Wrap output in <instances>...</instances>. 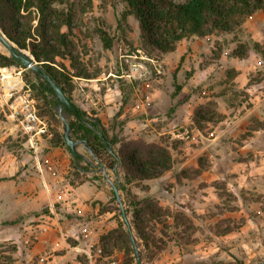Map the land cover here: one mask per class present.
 <instances>
[{"label": "rangeland", "instance_id": "1", "mask_svg": "<svg viewBox=\"0 0 264 264\" xmlns=\"http://www.w3.org/2000/svg\"><path fill=\"white\" fill-rule=\"evenodd\" d=\"M68 1L76 8L75 17L71 31L68 33L65 27L61 31L69 34V39L73 43V55L79 58L89 75H94V79L90 83L83 82V84H79L73 79L74 90L71 97L73 102L83 109L90 118H98L103 126L110 131V134H117L119 138L125 141L141 139L146 143L160 144L167 147L172 157V169L167 173L166 177L162 178V188L154 186L149 191L148 188H142L144 187V182L140 184L132 182L128 186L131 193L139 199L148 198L154 200L167 212L160 220H154L146 227L147 248L132 227L129 198L124 192L118 191L122 208L126 213L138 250L140 264H263L264 193L260 194L261 198L258 201L261 214L251 216L252 223H250V226L244 225L243 218L234 216L232 219L231 216H228L230 215L228 212L235 208L231 204L232 196L222 189L220 198H222L224 205L213 207L210 204L208 212L200 217H197L195 213L181 210L180 206L176 207L166 204V202H170V196L166 192H171L172 181L178 180V175L185 173L187 179H191L195 174L190 169H198L200 166H203L204 169L205 167L201 159L200 161L198 159V168H181L182 164L192 157L184 155L185 150L195 146L196 143L192 142V144L188 145V140L174 139L171 137V133L182 132L185 128L188 130L198 128L194 123L190 125L184 124L183 117L187 115V108L180 109L181 112L177 117L172 115L174 108L168 106V98H175L173 95L177 86L176 79L179 80V78L177 74H172V76L169 73L165 74L162 55H148L142 50L138 25L134 17L128 16L127 26H121V28L117 26V20L125 10L123 0H92V5L89 8L82 7L84 5L82 0ZM99 31L105 32L111 39L110 50L103 49ZM261 35L264 36V32H261ZM207 36H210L208 39L211 46H209L210 53L207 52L208 54L206 55L201 52L200 58L202 59L198 63L196 60L190 63L189 69L185 71V74H182V85H187L188 83L194 85L190 92H187V96L184 99L194 98V101H196V97H205L210 90L215 88L217 92L211 93V96L214 94L216 96L228 95L229 102L231 100L243 102V107L235 109L238 110L236 112L245 111L246 108L251 107L249 106L251 103L248 101L249 96L243 90L234 91V88H232L235 85L232 82L234 70L229 65L236 59L232 52L237 47L243 46L247 50L254 41L250 39L249 35L244 33L241 27L234 33H213ZM0 52L6 53L1 44ZM25 52L30 55L28 51ZM250 52L252 51L247 50L244 57L237 60L238 63H241L242 59L243 65H247L250 62L255 65V69L246 75L247 82H245V85H264V65H256L255 62L259 56L255 53L257 56L255 57L253 53L254 55L250 59ZM220 57L222 62L219 63ZM57 60L62 62L68 69L70 68L68 59L62 60L58 58ZM149 60L157 63L156 67L159 72H156ZM130 62L145 65L150 72V76L144 80H128L122 77L128 73V63ZM216 62L217 68L215 66V74L213 76L212 74L211 76H199L198 69ZM221 65H226L225 69L224 66L220 69ZM21 78L24 81L23 70L21 71ZM24 83L26 82L24 81ZM179 99L181 98H175L174 100L178 102ZM154 104L158 106H154ZM108 105L111 108H108ZM200 105H203V103L189 109V111L191 110V118H193L195 109ZM262 111L264 115V108ZM56 112L57 114L60 113L65 120L70 119L68 115L64 114L63 108L60 110V106H58ZM175 118H179L181 122L172 126L171 124L173 123L171 122ZM43 119L48 123L46 118ZM212 126L214 125L206 124L203 130H198L206 133ZM254 126V122L249 125L250 128ZM48 127L52 137L49 123ZM60 130L62 131L61 122ZM157 130H159L160 135L156 134ZM49 139L44 138V147L48 145ZM25 141L21 134L15 135L5 142L4 150L19 154L26 149L22 145ZM38 144H40V141ZM75 150L83 156L85 161L92 162V167H89L90 170L83 174V177L88 179L86 182H94L106 191L107 200L104 205H100L99 210L101 212L102 209H108L106 211L111 213L110 218H107L105 223L113 222L114 227L111 229L113 230L117 227V220H121V211L119 204L112 199L111 187L104 178L100 167L83 149L81 143L77 144ZM194 159H196L195 155ZM80 165L84 166V163ZM106 174L109 181L113 182L115 179L113 172L106 170ZM120 180L121 178H119ZM262 184L264 186V181ZM186 191L194 192L191 196L194 201L200 200L197 195L198 189L195 190V187L186 188ZM60 212L61 214L63 213L61 210ZM176 213H182L192 226H187V222L183 220L181 222L174 221ZM256 217H259V220ZM216 219L217 221L215 222ZM36 223L31 222L27 226H34ZM240 227L244 229V234L241 237L237 236V230H240ZM227 228H233L231 232L235 235L231 240L230 247L223 244L221 240L212 238L208 233V230L218 232ZM22 239L23 237L19 235L16 237L0 235V264H46L49 255L27 260L26 253L35 241L30 238V241L25 243L22 242ZM99 243L101 252H97L95 247L91 253V259L84 255L83 257H74L73 261L77 260L81 264H90V261L91 264H109L112 262L115 264H136L134 253L131 254V260L129 261V258L125 257L121 249L111 248L109 243L102 244L100 240ZM201 243L207 245L205 250L200 246Z\"/></svg>", "mask_w": 264, "mask_h": 264}, {"label": "crops", "instance_id": "2", "mask_svg": "<svg viewBox=\"0 0 264 264\" xmlns=\"http://www.w3.org/2000/svg\"><path fill=\"white\" fill-rule=\"evenodd\" d=\"M241 28L251 40L264 44V36L261 35V32H264V15L261 12L248 17ZM209 37L193 36L183 39L173 52L162 55L165 74H177L179 78L176 83L180 87V94L175 98L181 99L177 102L175 98H168V106L174 108L172 115L177 117L180 109L187 108V115L183 117L184 124H193L189 109L213 100L216 111L223 116L222 120L210 127L206 133L191 128L197 143L185 150L184 155L192 157L187 159L181 168H198V159H201L205 167L191 179L178 175V180L172 181L171 192H166L170 196V202L166 204L180 206L181 210L200 217L208 212L210 204L213 207L224 205L220 198L221 191L224 190L232 196L231 204L235 208L228 212V216L232 219L234 216L243 218L244 225L250 226L251 216L261 214L258 201L260 194L264 193V129L250 130L249 125L255 121H264V85H245L246 75L255 69V65H252V62L243 65L242 59L241 63H238L239 58L236 57V61L229 65L234 70L232 82L235 85L232 88L234 91L247 92L248 101L252 104L249 105L250 108L236 112L238 110L235 109L243 107V102H229L228 95L211 96V93L217 92L215 88L205 97H196V101L194 98L185 100L187 92H190L194 85H182V74L189 69L190 63L195 60L198 63L202 59L201 52L206 55L210 53ZM253 53L250 52V59L255 54ZM254 56L257 57L256 54ZM218 62H222L221 57ZM255 64L263 66L260 57H257ZM215 66L217 68V62L198 69L199 76H213ZM223 66L225 69L226 65H221L220 69ZM6 78L4 85L18 81L17 78ZM74 79L79 84L93 80ZM108 108L111 107L108 105ZM179 118H175L171 125H178L181 122ZM20 134L18 127L7 117V110L0 108V235H19L25 243L32 238L35 242L26 253L27 260L49 255L46 264H81L77 260L73 261V258L85 255L90 259L93 249H100V237L114 227L111 221L105 223L111 213L99 210L100 205H104L107 200L106 191L94 182L69 185L66 181L70 164L68 153L61 147H44V139L40 141L37 158L27 148L26 141L22 143L26 149L19 154L5 151V142ZM156 134L160 135L159 130ZM168 172L158 179L143 181L144 186L149 191L154 186L162 188L161 180ZM191 186L195 187V190L198 189L200 200L194 201L191 197L194 192L186 191V188ZM256 219L259 220V217ZM31 222L37 223L27 226ZM242 229L240 227V230H237V236H243ZM208 233L228 247L235 236L231 231L220 234L208 230ZM200 246L204 250L207 248L203 243ZM89 263L91 264V261Z\"/></svg>", "mask_w": 264, "mask_h": 264}, {"label": "trees", "instance_id": "3", "mask_svg": "<svg viewBox=\"0 0 264 264\" xmlns=\"http://www.w3.org/2000/svg\"><path fill=\"white\" fill-rule=\"evenodd\" d=\"M82 1V7H91L92 0ZM123 3L125 10L117 20V26H127L128 16H133L138 25L142 50L148 55L158 56L173 52L183 39L205 37L213 33H234L248 17L257 12L264 15V0H123ZM75 11V6L68 0H0V31L17 49L28 51L43 72L62 89L71 104V109L63 107V111L70 117L66 120L72 140L84 141L92 152L93 161L94 158L99 160L106 170L113 172V184L129 198L132 227L147 248L146 227L154 220H160L167 212L154 200L139 199L128 186L132 182L140 184L160 178L172 169V157L167 147L160 144L146 143L141 139L125 141L117 134H110L98 118H90L73 102V79H94V75H89L79 58L73 55V43L68 33ZM63 27L68 33L61 31ZM99 38L103 49L110 50L112 41L109 36L99 31ZM247 50L256 53L264 65L263 44L252 42ZM247 50L239 46L232 55L243 58ZM58 58L68 59L70 68L59 62ZM0 66L21 68L7 51L0 52ZM22 70L24 81L37 102L38 115L46 118L50 125L52 137L48 145L64 148L70 157L67 183L71 186L85 183L88 179L83 174L90 170L92 162L85 161L79 153L72 155L65 146L60 130L61 121L56 112L60 103L48 84L37 74L24 68ZM179 91L180 87L176 86L173 97ZM222 118L216 111L215 102L209 101L195 109L192 121L199 130H203L204 125H215ZM256 129H264V121H255V126L250 130ZM202 169L203 166H200L190 171L198 175ZM180 175L185 176V173ZM142 188L147 189L146 186ZM111 193L112 199L116 201L112 190ZM106 210L102 209L101 212ZM181 220L187 222V226H192L182 213H176L174 221ZM232 229L216 233L226 234ZM100 242L121 249L125 257L131 260L133 249L122 220L118 219L117 227L101 236Z\"/></svg>", "mask_w": 264, "mask_h": 264}, {"label": "built area", "instance_id": "4", "mask_svg": "<svg viewBox=\"0 0 264 264\" xmlns=\"http://www.w3.org/2000/svg\"><path fill=\"white\" fill-rule=\"evenodd\" d=\"M149 61L153 64L156 72H159L156 67L157 63L153 60ZM21 71L22 68L14 66H0V108L7 110V117L18 127L21 135L25 137L33 156L37 158L40 150L39 141L44 138L49 139L51 134L47 121L38 116L36 101L30 87L21 78ZM8 76L17 78L18 81L4 85L3 82L6 81ZM149 76L150 72L145 65L130 62L128 63V73L122 77L128 80H144ZM171 137L179 140H188V145L192 144V142L197 143L194 131L186 128L182 132L171 133ZM97 252H101V250L99 249Z\"/></svg>", "mask_w": 264, "mask_h": 264}, {"label": "water", "instance_id": "5", "mask_svg": "<svg viewBox=\"0 0 264 264\" xmlns=\"http://www.w3.org/2000/svg\"><path fill=\"white\" fill-rule=\"evenodd\" d=\"M0 44L7 51L9 57H11L15 61H18L19 66L21 68L32 71L34 74H37L43 81H45L48 84V86L52 90L55 98L60 103V110L63 107L71 109V104H70L69 100L67 99L66 95L63 93L62 89L46 73L43 72V70L40 68V66H38L37 62L34 61V58L31 55L27 56L24 54V51L17 49L16 46L12 42H10L8 39L5 38V36L2 34L1 31H0ZM58 118L60 119V121L62 123L63 141L65 143V146L69 149L70 153L74 156L76 154H78L76 152L75 148H76L77 144L81 143L83 149L90 156H92V152L85 146L84 141L79 142V141L72 140L68 122H67V120H65L64 117L61 116L60 113L58 114ZM94 160H95L96 164L100 167V170H101L104 178L109 183L111 190L113 191L116 202L119 204L120 211H121L120 217H121V220L124 223L125 228L128 232V235L130 238V243H131L133 253L135 256L136 264H140V260L138 258V250H137V247L135 245L134 238L132 236L130 225H129L127 218H126V213L122 208V203L120 201L119 192H118L116 186L113 184V182L109 181L108 176L106 174V169L102 165V163L95 158H94ZM259 264H262V263H259Z\"/></svg>", "mask_w": 264, "mask_h": 264}, {"label": "bare ground", "instance_id": "6", "mask_svg": "<svg viewBox=\"0 0 264 264\" xmlns=\"http://www.w3.org/2000/svg\"><path fill=\"white\" fill-rule=\"evenodd\" d=\"M24 54H25V55H27V56H29V55H28V53H27V52H25V51H24Z\"/></svg>", "mask_w": 264, "mask_h": 264}]
</instances>
